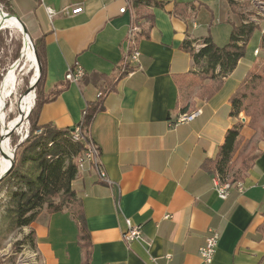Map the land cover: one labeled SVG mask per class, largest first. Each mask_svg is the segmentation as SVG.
<instances>
[{
  "label": "crops",
  "instance_id": "obj_1",
  "mask_svg": "<svg viewBox=\"0 0 264 264\" xmlns=\"http://www.w3.org/2000/svg\"><path fill=\"white\" fill-rule=\"evenodd\" d=\"M3 1V12L6 6L32 40L42 39L41 89L54 98L42 106L39 124L72 129L86 102L112 88L89 128L110 183L88 168L72 183L88 232L87 264H201L199 250L209 229L218 233L211 264H264V232L259 230L264 221V136L247 126L248 118L230 116V99L254 64L240 70V61L213 96L203 99L193 57L180 49L185 40L199 43L207 36L218 46L228 41L227 18L234 25L240 22L234 21L226 0H157L167 5L149 10L153 26L136 44L139 64L126 74L120 65L124 57L130 61L127 38L137 27L132 0ZM175 3L189 5L186 16L173 14ZM77 8L81 12L71 14ZM75 64L84 77L65 81ZM180 90L191 93L186 102ZM182 105H187L185 112ZM193 111H199L194 119L178 121ZM238 122L242 141L254 143L256 159L223 200L209 161ZM126 221L140 228L136 240L123 239ZM30 231L36 264H84L79 224L69 210L42 211L23 228L24 235Z\"/></svg>",
  "mask_w": 264,
  "mask_h": 264
},
{
  "label": "trees",
  "instance_id": "obj_2",
  "mask_svg": "<svg viewBox=\"0 0 264 264\" xmlns=\"http://www.w3.org/2000/svg\"><path fill=\"white\" fill-rule=\"evenodd\" d=\"M1 2L4 1L0 0ZM226 2L230 11L235 12L238 7L237 2L235 0H226ZM130 5L135 10V24L139 27V31L134 35L136 46L140 38L148 36L149 30L153 26V16L149 10L153 8L164 9L167 3L157 0H132ZM188 7V4L175 3L173 14L186 16ZM5 9L6 13L12 15L9 8L5 6ZM230 26L228 41L222 46L216 45L210 36L202 40L203 47L198 50L194 48L196 41L191 39L183 41L180 46L181 51L193 57L196 67V72L193 73L196 75L200 86L198 96L203 99L212 97L222 86L224 79L244 58L246 46L254 31L257 30L256 25L243 19L238 25L230 24ZM34 45L41 64V75L38 82L36 103L28 115L30 129L28 136L18 144L13 167L0 181V192L5 189L7 197L4 204L6 226L9 231L29 227L42 211L60 213L69 210L73 219L79 224V241L85 251L84 264H87L89 259L88 232L78 197L72 187V183L77 178L78 165L76 164L81 159L78 160V157L82 153L84 154L86 140H75L71 134L73 128H58L52 124L38 123L42 106L54 96L46 97L41 89L43 82L42 39L34 40ZM260 48L264 49L263 35L260 39ZM120 67L121 74H126L134 69V66L128 62L124 63V60ZM205 80H208L209 84H204ZM111 89L110 86L103 88V92L101 95H97L95 101L86 102L82 118L77 125H81L84 130L89 129L94 116L102 109L104 95ZM180 92L182 93L181 90ZM189 93L185 92L183 98L181 96L183 102L189 99ZM230 106V116L238 117L241 112H245L250 117L248 127L258 131L259 136L263 137L264 127L260 126L259 121L264 114V74L249 70L233 93ZM186 110L187 105H182L181 111L185 112ZM242 126V123L238 122L226 131L224 141L219 146L215 159L209 161L211 171L222 181L228 179L232 161L242 141L240 136ZM255 159L256 154L252 153L240 164H248L244 165L246 171ZM240 178L241 175L230 181V184ZM259 230L264 232V221ZM26 241H28L30 249L35 252L33 231H30L21 241H16L14 243L15 249L19 245L25 244Z\"/></svg>",
  "mask_w": 264,
  "mask_h": 264
},
{
  "label": "rangeland",
  "instance_id": "obj_3",
  "mask_svg": "<svg viewBox=\"0 0 264 264\" xmlns=\"http://www.w3.org/2000/svg\"><path fill=\"white\" fill-rule=\"evenodd\" d=\"M235 2H237L238 4L236 11L235 12L230 11V13H232V16H234V21L238 23L243 19L244 21L253 23L257 27V30L254 31L251 39L249 40L246 46L245 56L241 60L239 68L240 70H243L242 68H244L245 70L250 65L254 64L250 70L264 74V49L260 48V39L262 35L264 36V1L263 0H235ZM1 14L4 15L5 13L1 12ZM227 22H229V24H234L230 21L229 17L227 18ZM18 32L19 31L14 28L0 29V33H1V36H0L1 37L0 85L3 79L8 77V75L10 74L12 66L15 67V73H16L15 88L12 91L11 95L5 99V109H4L5 123H11V121L16 117L17 102L20 99V97L22 96L23 105L27 103L30 97L29 89L31 86L30 81L32 79L33 72L32 70H29L31 65L26 68H22L23 65L19 63L21 60L23 35L22 33L20 32L18 33ZM32 42L34 45V40H32ZM195 45L199 46V45H202V43L199 42V43H196ZM255 51H258V54H259V55L257 54L258 57L254 55ZM36 79L37 77L35 78V80ZM39 79H38V82H39ZM38 82L36 83L34 91H32L34 93V102H33L31 111L34 108V105L36 103V96L38 93V89H37ZM185 92L189 93L188 90L187 91L185 90ZM185 92L181 93L182 98L184 97ZM99 95H101V92L98 93V96ZM190 95L191 93H189V97ZM28 115L25 117V126L22 129H18V130L16 129L12 131L11 134L9 135V146L13 154L12 161H11L12 167L14 165L15 152L17 150L18 144H20L28 136V132L30 129ZM238 116L248 118V123H249L250 117H248L245 114V112H241ZM259 122H260L259 123L260 126L264 127V114L261 117ZM248 123H247V126H248ZM77 126H80L81 128V136H83V140L81 141L86 140L87 142L88 136H89L88 135L89 129L84 130L81 127V125H77ZM74 128L72 130H74ZM1 130H2V123L0 122V139H1ZM256 133H258L259 135L258 131ZM253 144L254 143L250 141L249 142L241 141L237 149L238 151L235 154L236 156L232 161L233 164L231 166V171L229 173V176H227L228 177L227 180L229 181V183L230 181L238 178L240 175L242 176V174L245 172L244 165H248V164H240V162L243 161L246 157H249V155H251L252 153H254ZM249 152H252V153H249ZM82 155L83 153L78 157V160L81 158ZM9 160H10V153L8 156L3 157L2 160L0 161V176H2L6 172L8 165H9ZM82 164L84 165L81 166L78 162L76 164L78 165L77 177H78V173L85 169V162ZM231 186L233 187V185ZM6 201H7V197L5 195V189H3L0 192V264H36L38 263V261L36 260L37 257L36 255H33L34 252L33 250L30 249L28 245V241H26V243L23 245H19L17 249H15L14 247V243L16 241H21L26 235L23 234V228H19L13 231L8 230L6 226L7 222L4 217V204Z\"/></svg>",
  "mask_w": 264,
  "mask_h": 264
},
{
  "label": "built area",
  "instance_id": "obj_4",
  "mask_svg": "<svg viewBox=\"0 0 264 264\" xmlns=\"http://www.w3.org/2000/svg\"><path fill=\"white\" fill-rule=\"evenodd\" d=\"M41 3L43 0H39ZM0 10L3 12L1 9L0 5ZM81 8H77L75 10H72L71 14H77L81 12ZM125 8L120 9V13H123ZM45 11L48 15L49 18L53 16V12L50 10V8L46 7ZM5 13V12H3ZM7 14V13H5ZM3 27L1 26L0 29ZM139 28L138 27H132L130 30V33L127 38V51H134V61H125L124 57V63L128 62L131 66H137L139 64V53L138 50L135 46L134 43V35L138 32ZM195 49L198 50L199 48L203 47V45L196 46L194 45ZM126 51V52H127ZM258 51L254 52V55H257ZM131 71H129L130 73ZM85 75V72L81 66L78 64H75L74 66L70 67L66 74H65V81L67 82H78L80 81ZM199 113H197L198 115ZM196 115V116H197ZM195 117H182V115L179 117L178 121L183 122V121H191ZM72 137L78 138L79 141L83 140V136H81V128L80 126H77L74 128L72 131ZM89 135V134H88ZM84 152V161H85V168L91 169L95 172L97 177L99 178L100 181L110 183L109 180L107 179L106 173L100 163V149L99 147L90 139L88 136V141L86 142V149L83 151ZM214 182V187L216 190V193L220 199H226L228 196V192L231 188H229V181L225 180L222 181L220 178L215 175L213 178ZM236 188L241 191L242 186L238 183L236 184ZM169 216H165V218H168ZM126 231L123 233V239L126 241H133L136 240L141 236V230L138 226H131L129 221H126ZM217 242H218V233L213 230L209 229L208 230V235L205 238L204 245L200 248L199 250V258L201 261V264H211L216 247H217Z\"/></svg>",
  "mask_w": 264,
  "mask_h": 264
},
{
  "label": "bare ground",
  "instance_id": "obj_5",
  "mask_svg": "<svg viewBox=\"0 0 264 264\" xmlns=\"http://www.w3.org/2000/svg\"><path fill=\"white\" fill-rule=\"evenodd\" d=\"M1 12L2 11L0 10V27L2 26L3 28H14L17 29L20 33H22L21 26L18 24L16 19L13 17H9L5 14L2 15ZM21 60L19 63L23 65L22 68H26L31 65L29 70H32L33 76L30 81V85H33L35 82V78L37 77L38 74V68L36 65L35 55L31 48V44L28 38L24 35L22 39ZM129 60L134 61V51H132ZM15 85H16V73H15V67L12 66L10 74L8 75V77L3 79L0 85V122L2 123L1 139H0V161L2 160L3 157L8 156L10 153L8 168L11 165V158H12V151L9 146V135L11 134L12 131L16 129L17 130L22 129L25 126V117L27 116L28 111L31 109L34 102V93L32 91H29L30 97L25 105H23L22 96H21L17 102L16 117L11 121V123H5L4 120L5 99L11 95L12 91L15 88ZM197 113H199V111H193L189 113L188 116L185 117H196ZM74 139L78 140V138L76 137H74ZM84 162L85 161L83 154L79 161V164L83 166L84 164L82 163ZM231 185L233 184L229 183V188H232Z\"/></svg>",
  "mask_w": 264,
  "mask_h": 264
},
{
  "label": "water",
  "instance_id": "obj_6",
  "mask_svg": "<svg viewBox=\"0 0 264 264\" xmlns=\"http://www.w3.org/2000/svg\"><path fill=\"white\" fill-rule=\"evenodd\" d=\"M6 15L9 16V17H13V18L16 19V21L18 22V24L21 26L22 34L28 38V40H29V42H30V44H31V48H32V51H33V53H34V55H35L36 65H37V68H38L37 79L35 80L34 84L30 86V89H29L30 91H34L35 86H36V83L38 82V79H39V77H40V62H39V59H38V57H37L35 47H34V45H33V42H32V40H31V37L29 36L28 31H27V29H26L24 23H23L20 19H18L16 16H13V15H10V14H6ZM30 111H31V109L29 110V112H30ZM29 112H28V114H29ZM28 114H27V115H28ZM12 155H13V154H12ZM12 157H13V156H12ZM11 161H12V158H11ZM11 165H12V163H11ZM11 165H10V167L8 168L7 172H6L4 175L0 176V180H1V179H2V178H3V177H4V176L10 171V169H11V167H12Z\"/></svg>",
  "mask_w": 264,
  "mask_h": 264
}]
</instances>
